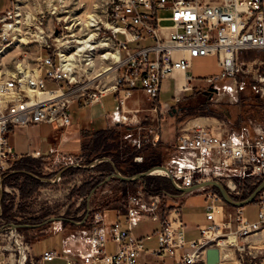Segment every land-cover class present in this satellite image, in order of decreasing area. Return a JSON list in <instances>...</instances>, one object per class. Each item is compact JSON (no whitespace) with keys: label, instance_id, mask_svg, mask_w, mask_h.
Instances as JSON below:
<instances>
[{"label":"built area","instance_id":"obj_1","mask_svg":"<svg viewBox=\"0 0 264 264\" xmlns=\"http://www.w3.org/2000/svg\"><path fill=\"white\" fill-rule=\"evenodd\" d=\"M105 6V20L113 26L109 29L108 44L116 57L115 63L112 58L106 61L114 67L109 72L113 79L102 90L92 91L88 83L78 82L85 74L80 62L64 57L76 45L63 41L62 30H53L50 34L42 30L34 63L24 57L10 69L0 59V233L2 230L15 232L14 226L3 220L1 206L8 192L4 183L11 177L18 160L8 143V136L16 128L46 124L59 129L69 127L71 106L77 103L91 106L109 93L118 94V109L110 118L119 124L122 106L132 91H145L153 104L159 96L161 82L174 72L186 74L182 90H191L193 78L187 75L188 69L193 59L203 57L216 58L219 69L218 75L202 80L207 94L223 92L236 98L250 92L264 105V74L261 73L264 62L249 61L243 56L251 51L264 53V0H106ZM160 11L170 15L159 18ZM4 15L1 21L17 17L11 12ZM161 22H168L170 27L160 26ZM37 23L35 28L39 33L42 24ZM118 35L123 41L117 39ZM0 39L6 40L1 27ZM131 44L136 46L132 48ZM7 46L0 43V54ZM261 119L249 121L237 130L225 121L215 126L195 124L182 129L175 137L170 157L151 168L147 177L166 178L174 192L217 181L224 185L232 200L239 201L241 190L236 183L247 182L253 188L264 183V113ZM141 132V128L133 126L126 130L124 139L136 149L146 142L155 144L152 138L140 137ZM61 157L60 162L68 167H85L80 157ZM88 166L93 168L91 163ZM197 192L205 195L208 224L198 229V239L186 242L182 198ZM254 199L257 208L254 223L248 222L241 208H234L237 236L264 229V189ZM120 203L123 210L116 212L124 216V222L118 219L109 222L105 215L107 210L102 206L87 211L76 221L69 220L66 225L58 222L56 233L71 229L72 238L83 237L85 248L77 254L50 249L34 256L29 243H25L24 248L17 244V251L12 255L14 263L2 264L27 261L45 264L57 259L64 264H138L140 257L146 254L155 259L156 264H205L206 251L209 247L217 248L218 232L230 226L216 223L215 215L220 213L223 201L210 187L177 195L163 191L150 193L140 185ZM144 220L158 224L154 232L157 246L153 249H144L132 233ZM16 238L22 239L18 235ZM109 244L113 246L111 252L107 251Z\"/></svg>","mask_w":264,"mask_h":264},{"label":"rangeland","instance_id":"obj_2","mask_svg":"<svg viewBox=\"0 0 264 264\" xmlns=\"http://www.w3.org/2000/svg\"><path fill=\"white\" fill-rule=\"evenodd\" d=\"M105 4L106 0H0V27L2 35L6 36V40L1 41L0 39V43L8 45L0 54V59L10 69L17 60L24 57L27 62L34 63L40 46L34 42L32 34L38 32L35 28L38 27V21L42 24L41 30H44L46 34H50L53 30H62V35L65 37L63 41H69L75 46L78 36L83 34L81 29L85 30L84 26L89 20L88 18L93 16L98 20L95 25L97 30L93 31L96 33L94 41L106 40V43H109L108 38L111 34L110 30L105 28V24H108V21L105 20ZM6 12L18 14L20 17L1 21ZM169 15L163 11L157 13L159 18H166ZM17 21L21 23L17 25ZM15 26L20 27V38L27 39L25 42L20 43L17 40H12V31H3V29H11ZM160 26L170 27L168 22H161ZM27 32H30L31 35ZM117 39L123 41V37L120 35L117 36ZM135 46V44L130 45L132 48ZM104 50L99 48V50L93 51L96 66L92 72L85 73L80 76V79H77L79 83H88L92 91L102 90L113 79L110 73L98 76L102 73V65L97 60V56ZM43 54L45 55V51ZM243 56L249 61L254 59L264 62V53L262 52L251 51ZM81 63V68L86 70V63ZM103 67H106L105 64ZM218 72L217 59L214 57H203L191 61L188 73L194 78L191 84L192 88L188 92H184L185 98L174 102L173 107L166 109L167 111L160 116L161 120L166 123L163 126L164 131L158 130L160 132L157 131V134L164 135L169 132L168 135L175 138L182 129L195 125L191 124L194 121H198L197 125H203V127L206 125L215 126L218 122L225 121L230 128L237 130L249 121L262 120L264 105L250 92H245L236 98L223 92L211 96L207 94L202 80L205 77L218 75ZM261 73L264 74V66L261 68ZM19 134L23 142L28 145L38 144L44 137L42 133L26 128L21 129ZM125 135V130L96 134L90 144L87 153L90 156L86 163L95 157V159L106 157L123 176L133 177L165 163L171 155L170 142L162 141L159 138L155 144L146 142L136 149L132 147L131 143L125 141ZM150 135L144 131L140 133V137L149 139ZM17 159L11 177L4 183L8 192L3 196L1 206L3 220L12 224L15 232H11L13 238L9 230H2L0 233V264L7 261L14 263L12 257L14 251H17L15 247L17 244H19V248H24L25 243H29L31 253L34 256L40 255L43 249L56 242L57 239L51 238V236L56 233L58 222L62 221V225H66L69 220L76 221L77 217H83L87 211L100 206L107 211L123 210L120 200L128 193L137 190L140 185L150 193L160 191L173 193L169 181L161 176L144 177L142 180L123 186L117 182V179H111L110 183L105 182L110 174L111 167L109 165L95 167L92 170L87 164L80 168L82 170L77 171L78 168L68 167L61 162L53 164L45 157ZM93 161L95 160H92L91 163ZM31 174L38 178L37 181L30 180L29 175ZM236 185L241 190L239 201L246 199L256 188L251 187V184L247 182L236 183ZM210 189L215 191L213 188ZM256 211L257 208L253 203L245 205L243 216L248 222L254 223L257 220ZM188 214L195 221L203 219L201 212L197 211L195 207L189 210ZM234 214L235 210L227 209L222 215L223 218L219 220L221 225L230 226L226 229L221 228L217 241H223L220 243L223 244L230 237L237 240L236 246H230L228 243L222 245L223 250L219 264H264V229L246 236H237L234 232ZM183 217L187 220L186 211H183ZM255 234H260L261 240H252L251 238ZM17 235L22 239L16 238ZM191 239L192 237L189 235L186 242ZM148 246H153V244L150 243ZM25 264H29V261Z\"/></svg>","mask_w":264,"mask_h":264},{"label":"crops","instance_id":"obj_3","mask_svg":"<svg viewBox=\"0 0 264 264\" xmlns=\"http://www.w3.org/2000/svg\"><path fill=\"white\" fill-rule=\"evenodd\" d=\"M188 74L190 75V73L187 72V75ZM185 77L186 74L174 72L172 76L165 78L161 82L159 96L153 104L149 102L145 91H132L125 99L122 106L123 108L119 114V124L113 122L110 118L111 113L118 109V94L109 93L103 96L99 102L93 103L91 106L83 107L80 106L79 103L71 106V123L69 127L59 129L56 126L46 124L26 128L42 133L44 137L41 138L38 144L28 145L26 142H23L19 134L20 128H16L10 133L8 136V143L18 158L45 157L49 162L55 164L61 161V156L70 155L78 158L80 157L83 165H89V163L96 158H92L86 163L87 158L90 156L87 155L90 144L96 134H105L110 131H126L133 126H137L141 128V131L151 134L150 138H152L155 143L160 138L162 141L170 142L173 148L176 138L173 137V139L172 136L170 137L168 135L169 132L163 135L160 133L157 134V131L163 130L164 123H166L161 120L160 116L167 111L166 109L173 107L174 102H178L180 99L185 98V91L182 90L185 85ZM121 96H124V94H121ZM173 193L180 195V192L177 191H173ZM182 199V217L183 211H186V217H188L187 220L184 219V217L182 218L185 239L190 235L192 237L190 241H193L200 237L198 229L208 224L205 217L207 201L205 195L198 192L192 193V195H186ZM223 204V206L220 205V213L215 215V221L218 225H221L219 220L223 218L222 215L227 209L234 210L233 207L225 203ZM169 205H171V203H169ZM194 207L197 211L201 212L203 217L202 221H195L189 217L188 212L194 209ZM241 209L243 213V207ZM105 215L109 222H113L115 219L122 222L125 220L124 216L118 215L115 210L106 211ZM157 229V223L144 220L133 228L132 233L142 242L144 249H153L157 246L154 234ZM72 232L74 231L68 229L63 233H55L51 238L57 239L56 242L48 248L43 249L41 252L51 249L58 253L66 254V252H69L73 255L77 254V252L85 248V243L83 237L77 239L72 238ZM195 234L196 236H193ZM150 243H152L153 246H148ZM112 250L113 246L109 244L107 246V251L111 252ZM155 261V259L146 254L140 257L138 264H156ZM45 264H64V262L61 259H57Z\"/></svg>","mask_w":264,"mask_h":264},{"label":"bare ground","instance_id":"obj_4","mask_svg":"<svg viewBox=\"0 0 264 264\" xmlns=\"http://www.w3.org/2000/svg\"><path fill=\"white\" fill-rule=\"evenodd\" d=\"M16 15H17V17H20V15H18V14H16ZM88 19H87L88 20L87 23L84 26L85 30L81 29V32H83V34L78 36V38L76 40L77 46H75V49L70 51V53L66 54L64 57H66V60H68V61L73 60L77 63H79V62L80 63L81 62L86 63L87 69L86 70H83V68H81V69H82V71H84V74L85 73L89 74L90 72H92V69L96 66V60H95V57L93 55V51L97 50V49L99 50V48L105 49L103 51V53H101L100 55L97 56V60H99L101 62V65H102L101 70L103 71L102 73L108 74L114 68V67L110 66V64L115 63L114 58L116 57V54L114 51H112V49L109 48L110 45L108 43H106V40L94 41V37H95L96 33L93 31L97 30L95 25L97 24L98 20L93 18V16H90ZM16 23H17V25H19L21 22L17 21ZM105 28L112 29L113 26H111L110 24H105ZM3 31H9V32L12 31V33H11V34H13L12 39L17 40L20 43L25 42L27 40L25 38H20L21 37V35H20L21 30H20L19 26H15L11 29H3ZM27 34L31 35L30 32H27ZM27 34H25V35H27ZM42 34H43L42 30H40V32L37 34H32L33 38H35V37L38 38L37 40L34 39V42H38ZM59 43H60V41H58L56 43V45L59 46L58 45ZM110 58H112L113 62L107 63L106 61ZM104 64L106 67H103ZM197 123H198V121H194L192 124L197 125ZM220 216H221V214H220ZM261 237H262V235H261ZM251 239L254 241L255 240L257 241L259 239L261 240L260 234L253 235ZM222 242L218 241V244H217V248L219 250L220 256H221V253L223 250L221 247L225 243H228L230 246H236L237 245L236 244L237 240L234 237H230V239H228L227 241L225 240V243L220 244Z\"/></svg>","mask_w":264,"mask_h":264},{"label":"water","instance_id":"obj_5","mask_svg":"<svg viewBox=\"0 0 264 264\" xmlns=\"http://www.w3.org/2000/svg\"><path fill=\"white\" fill-rule=\"evenodd\" d=\"M101 162H107L110 164V166L112 167V172L113 174H111V176H108L105 180V182H108L109 180H111V178H116L122 182H134V181H139L142 180L144 177H147L150 173H151V169L147 170L146 172H143V174H139L133 177L130 176H123L114 166V164L112 162H110V160L106 157H103L101 159H95V161H93L91 163V167H94L96 164L101 163ZM30 177H34L32 174L29 175ZM213 188L216 189V191L218 192V195L221 199V201H223V203L233 207V208H242L245 205L251 204L254 202V198L256 197V194L259 193L261 190L264 189V183L259 185L258 187L255 188L254 192L251 193L246 199L244 200H240V201H235L232 200L230 198V196L228 195L224 185H221L220 183H218L217 181H207L206 183H202V184H198L196 186H193L191 189H186V190H179V192L184 193V194H188L191 193L194 190H198V189H202V188ZM220 262V253L219 250L216 248H211L209 247V249L206 251V256H205V264H219Z\"/></svg>","mask_w":264,"mask_h":264},{"label":"trees","instance_id":"obj_6","mask_svg":"<svg viewBox=\"0 0 264 264\" xmlns=\"http://www.w3.org/2000/svg\"><path fill=\"white\" fill-rule=\"evenodd\" d=\"M104 165H109L110 166V164L109 163H107V162H101V163H98V164H96L95 165V167H99V166H104ZM115 166V165H114ZM95 167H93V168H91L92 170L93 169H95ZM116 167V166H115ZM79 170H82V169H77V171H79ZM117 170H118V168H117ZM110 174H108L109 176H111V174H113V172H112V167H111V169H110ZM120 172V171H119ZM121 173V172H120ZM122 174V173H121ZM30 178V180H32L33 182H35V181H37V179H35L34 177L31 179V177H29ZM111 179H116V178H111ZM109 183L111 182V180H109L108 181ZM117 182L120 184V185H123V186H126L128 183H131V182H127V183H125V182H122V181H120V180H118L117 179ZM215 190V192L218 194V192L216 191V189H214Z\"/></svg>","mask_w":264,"mask_h":264}]
</instances>
